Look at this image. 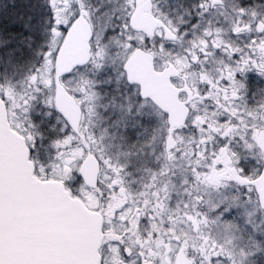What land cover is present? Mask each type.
I'll return each instance as SVG.
<instances>
[{"label":"flooded vegetation","instance_id":"1","mask_svg":"<svg viewBox=\"0 0 264 264\" xmlns=\"http://www.w3.org/2000/svg\"><path fill=\"white\" fill-rule=\"evenodd\" d=\"M77 24L90 30L89 61L58 78ZM138 50L171 72L182 126L128 83ZM37 71L45 79L30 84ZM58 83L80 110L77 131L57 110ZM0 98L40 179L54 180L36 154L71 138L97 158L95 188L64 184L102 219L101 264H264V0H0ZM23 98L25 117L14 115ZM106 120L130 146L101 159L87 138Z\"/></svg>","mask_w":264,"mask_h":264},{"label":"water","instance_id":"2","mask_svg":"<svg viewBox=\"0 0 264 264\" xmlns=\"http://www.w3.org/2000/svg\"><path fill=\"white\" fill-rule=\"evenodd\" d=\"M90 37L87 26L73 28L58 56V78L88 63ZM125 73L130 85L140 87L142 98L168 115L172 127L187 121L189 109L179 98L171 72H157L150 54L136 51L127 61ZM57 110L77 131L80 110L60 83ZM98 164L90 155L79 170L88 187L97 185ZM222 178L225 176L217 179ZM254 185L264 207V172ZM102 240V219L97 213L73 197L63 182L35 175L27 142L12 129L0 98V264H101Z\"/></svg>","mask_w":264,"mask_h":264},{"label":"rangeland","instance_id":"3","mask_svg":"<svg viewBox=\"0 0 264 264\" xmlns=\"http://www.w3.org/2000/svg\"><path fill=\"white\" fill-rule=\"evenodd\" d=\"M141 39L144 40L143 37L139 38V40ZM132 51L124 55L121 60V67L124 66V62H126ZM48 63L50 62L48 61L47 64ZM36 79L39 82H42V79H45L43 72L39 73V71H37L36 73L31 74L29 76V83L32 84L33 82H36ZM123 79L124 77L122 80ZM71 87L74 88V86ZM39 91H42L44 94V91L41 89L35 90L33 93L34 95L32 96L33 99ZM17 105L19 110L14 106L12 108L14 115H19L20 113L21 117H25L23 115L27 108H29L27 100L23 98L17 103ZM102 125V130L97 131L100 133L98 136V133H93L87 138L92 150L96 152L101 159H107L111 157V155L120 154L125 148L130 146L126 132L121 127L120 123H109V121L106 120L105 124ZM19 126H21V123H19ZM77 140L78 139L76 138H71L70 144H67L66 147H61V149H59L60 152L56 155L36 154V159L38 171L42 178L62 181L68 188L72 187L76 194L83 196L86 192L79 176V170L87 154L82 144L78 146L79 143H75Z\"/></svg>","mask_w":264,"mask_h":264}]
</instances>
